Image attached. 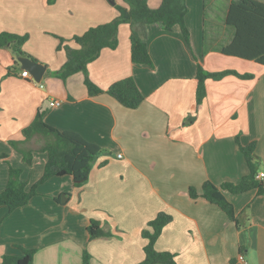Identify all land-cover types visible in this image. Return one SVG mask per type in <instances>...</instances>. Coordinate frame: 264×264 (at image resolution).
<instances>
[{"label": "crops", "instance_id": "1", "mask_svg": "<svg viewBox=\"0 0 264 264\" xmlns=\"http://www.w3.org/2000/svg\"><path fill=\"white\" fill-rule=\"evenodd\" d=\"M160 1L147 3L156 8ZM221 1L216 23L217 0H186L188 41L177 28L166 32L148 25L151 65L131 61L130 28L119 25L117 47L102 49L87 72L104 90L132 77L144 100L130 109L105 92L89 96L81 72L64 82L49 74L66 59L64 50L57 49L58 37L74 47V35L117 16L112 4L0 0V32L26 34L23 51L46 66L40 83L31 75L21 77L17 57L9 48H0V192L9 166L21 169L26 189L42 175L46 153L34 151L27 164L9 143L23 140L21 131L38 108L49 125L75 131L103 148L81 186L69 175L52 177L24 206L10 213L0 207V262L5 255L20 256L26 248L34 249L32 264H80L84 251L90 264H139L146 242L141 231L164 212L171 220L154 247L172 253L176 264H264V195L255 189L223 191L238 224L199 196L204 181L219 186L247 174L239 144L255 143L256 174H264V66L220 52L234 34L224 21L228 0ZM217 26L223 30L218 34ZM197 64L212 72L232 69L253 76L207 79L206 96L198 107ZM8 69L12 74L5 76ZM51 100L60 104L52 107ZM188 116L194 120L184 124ZM37 144L32 139L22 147ZM256 179L264 186V175ZM190 187L198 197L189 196ZM90 220L111 236L89 241Z\"/></svg>", "mask_w": 264, "mask_h": 264}, {"label": "trees", "instance_id": "2", "mask_svg": "<svg viewBox=\"0 0 264 264\" xmlns=\"http://www.w3.org/2000/svg\"><path fill=\"white\" fill-rule=\"evenodd\" d=\"M107 1L116 8L117 16L106 23L89 27L80 35H74L70 39L74 42V47L66 43L67 39L58 37L57 49L64 50L66 59L57 70L50 71L49 74L64 82L69 76L81 72L89 96L105 92L122 106L133 109L144 100V96L132 77L117 80L104 90L89 78L87 65L99 56L102 49L117 47L118 28L123 23L128 24L130 28L131 61L134 64L151 65L152 60L146 42L148 25L156 24L166 32L177 28L188 41L189 31L185 23L188 7L186 0H161L156 8L150 7L147 0ZM224 21L226 25L233 28L234 34L231 41L224 45L220 52L264 66V3L258 0H228ZM26 40V34L0 32V48H9L16 57L25 56L36 60L23 51L22 46ZM11 74L12 70L8 69L5 76ZM227 75H235L242 79L253 76L250 73H239L232 69L212 72L197 64L195 103L198 107L206 96L205 81L220 80ZM193 120L194 116H188L184 124H190ZM21 132L23 140H10L9 143L22 153L23 162L30 164L34 151L46 153L47 160L41 177L29 189H26V182L20 178L21 169L9 166L6 186L0 192V207L5 206L8 213L27 204L37 194V187L52 177L69 175L76 186H81L88 179L94 159L103 151L99 145L85 140L75 131L59 130L49 125L44 120V110L41 108L37 109L33 120ZM32 139L38 140L37 146L24 149L22 144ZM254 149V142L245 146L239 144L248 172L238 182H224L216 186L211 181H204L201 186L199 196L218 206L230 220L237 224L234 208L224 196L223 191L239 194L255 189L258 194L264 195L263 183L255 177L257 161ZM188 193L193 199L198 197L192 187L189 188ZM170 220V215L159 212L142 229L141 236L146 242L143 246L144 258L139 264H176L172 253L157 251L154 247L163 227ZM86 232L89 241L111 236L110 233L104 232L99 222L95 220H90ZM21 250L20 256H3L0 264H32L34 249L21 248ZM89 260L90 255L84 251L80 264H90Z\"/></svg>", "mask_w": 264, "mask_h": 264}, {"label": "water", "instance_id": "3", "mask_svg": "<svg viewBox=\"0 0 264 264\" xmlns=\"http://www.w3.org/2000/svg\"><path fill=\"white\" fill-rule=\"evenodd\" d=\"M17 61L20 63L21 68L29 72L35 82L40 83L42 81L46 71L44 64L25 56H18Z\"/></svg>", "mask_w": 264, "mask_h": 264}, {"label": "built area", "instance_id": "4", "mask_svg": "<svg viewBox=\"0 0 264 264\" xmlns=\"http://www.w3.org/2000/svg\"><path fill=\"white\" fill-rule=\"evenodd\" d=\"M20 76L21 77H24V78H28V77H30V74H29V72L27 71V70H25V69H22L21 70V72H20ZM60 104V102L58 101V100H51L50 101V103H49V105L50 106H58ZM118 156H121L120 154L118 155ZM263 173L261 172V173H259V174H256V178H261V177H263ZM239 259H242V256L241 255H239V257H238Z\"/></svg>", "mask_w": 264, "mask_h": 264}, {"label": "rangeland", "instance_id": "5", "mask_svg": "<svg viewBox=\"0 0 264 264\" xmlns=\"http://www.w3.org/2000/svg\"><path fill=\"white\" fill-rule=\"evenodd\" d=\"M215 5H216V10H217V13H215V21L217 23V21L220 23V17H221V10H222V1L221 0H217V2H215ZM229 28L231 29V26H229ZM216 31H217V34L222 32L223 30L217 26L216 27ZM228 32V31H226Z\"/></svg>", "mask_w": 264, "mask_h": 264}]
</instances>
